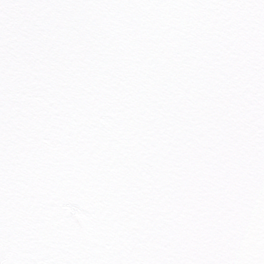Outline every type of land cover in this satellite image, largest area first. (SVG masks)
<instances>
[{
  "label": "snow or ice",
  "instance_id": "obj_1",
  "mask_svg": "<svg viewBox=\"0 0 264 264\" xmlns=\"http://www.w3.org/2000/svg\"><path fill=\"white\" fill-rule=\"evenodd\" d=\"M0 264H264V0H0Z\"/></svg>",
  "mask_w": 264,
  "mask_h": 264
}]
</instances>
